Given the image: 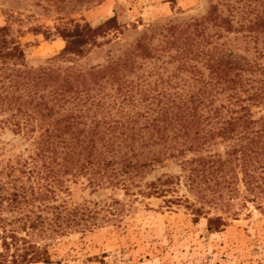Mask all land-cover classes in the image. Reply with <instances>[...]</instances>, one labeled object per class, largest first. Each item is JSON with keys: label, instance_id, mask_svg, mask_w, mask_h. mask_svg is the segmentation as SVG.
Returning <instances> with one entry per match:
<instances>
[{"label": "trees", "instance_id": "obj_1", "mask_svg": "<svg viewBox=\"0 0 264 264\" xmlns=\"http://www.w3.org/2000/svg\"><path fill=\"white\" fill-rule=\"evenodd\" d=\"M207 3L129 42L115 16L58 24L64 44L36 68L0 27V135L16 137L0 142V264H58L60 238L118 224L117 191L184 206L210 233L264 211V0ZM168 160L179 175L146 178ZM77 187L110 192L76 201Z\"/></svg>", "mask_w": 264, "mask_h": 264}, {"label": "rangeland", "instance_id": "obj_2", "mask_svg": "<svg viewBox=\"0 0 264 264\" xmlns=\"http://www.w3.org/2000/svg\"><path fill=\"white\" fill-rule=\"evenodd\" d=\"M57 8L47 0H0V27L7 25L20 42L28 66L47 65L64 42L55 26L71 20L97 26L116 17L125 27L121 42H129L153 23L170 19L182 21L205 15L207 0H90L86 5L64 0ZM74 4V5H73ZM43 33H48L46 36ZM227 34L221 41L233 40ZM93 62V61H92ZM91 62V63H92ZM16 137L0 135L2 146L11 148ZM173 160L157 167L146 176L180 174ZM174 185L173 196L193 198L183 183ZM110 191L103 189L90 195L89 189H74L73 198L102 200ZM123 209L118 224L104 223L84 237L71 234L62 237L51 250L52 261L58 264H264V211L249 205L240 208L237 216L227 218L221 231L210 233L205 219L192 221L181 205L168 206L165 198L124 196L117 191ZM54 264V263H51Z\"/></svg>", "mask_w": 264, "mask_h": 264}]
</instances>
